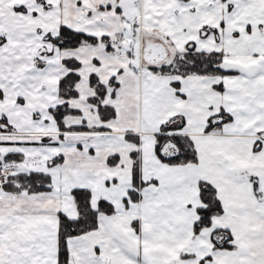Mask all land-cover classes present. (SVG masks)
Returning a JSON list of instances; mask_svg holds the SVG:
<instances>
[{
    "label": "snow or ice",
    "instance_id": "1",
    "mask_svg": "<svg viewBox=\"0 0 264 264\" xmlns=\"http://www.w3.org/2000/svg\"><path fill=\"white\" fill-rule=\"evenodd\" d=\"M0 264H264V0H0Z\"/></svg>",
    "mask_w": 264,
    "mask_h": 264
}]
</instances>
